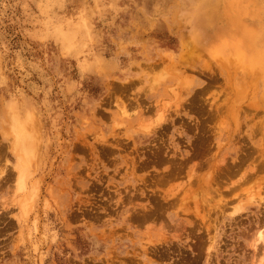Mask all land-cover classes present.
<instances>
[{
	"label": "rangeland",
	"instance_id": "rangeland-1",
	"mask_svg": "<svg viewBox=\"0 0 264 264\" xmlns=\"http://www.w3.org/2000/svg\"><path fill=\"white\" fill-rule=\"evenodd\" d=\"M257 232L264 0H0V264H264Z\"/></svg>",
	"mask_w": 264,
	"mask_h": 264
},
{
	"label": "bare ground",
	"instance_id": "bare-ground-1",
	"mask_svg": "<svg viewBox=\"0 0 264 264\" xmlns=\"http://www.w3.org/2000/svg\"><path fill=\"white\" fill-rule=\"evenodd\" d=\"M12 117V116H11ZM13 118V117H12ZM163 118V117H162ZM12 121H14L13 122V125L14 126H16V124L15 123H18L14 118H13V120H11V122ZM20 130H19V127H18V125H17V127H16V132L18 133ZM27 131V130H26ZM20 135V134H19ZM29 136V135H28ZM32 136V135H31ZM21 137H19L18 138V140L20 139ZM21 140H22V138H21ZM30 140H31V137H30ZM32 141V140H31ZM20 143V146H19V151H18V154H17V160H18V166H17V171L19 172V174H20V176H24L25 175V170H24V167H23V164L26 162V158H25V155H26V153H29L30 155L32 154V155H35V153H32V151L29 149V147L31 148L32 147V145H28L27 147H28V149H29V151H28V149L26 148H24L25 147V145L23 146L22 145V147H21V144H23V141L21 142H19ZM32 148H35L34 147V145H33V147ZM33 152H35L34 151V149H33ZM169 164V163H168ZM135 214V213H134ZM252 248L254 249V251H258L259 249L261 250L262 248H264V235L261 233V232H257L256 233V236H255V239H254V241H253V243H252Z\"/></svg>",
	"mask_w": 264,
	"mask_h": 264
}]
</instances>
